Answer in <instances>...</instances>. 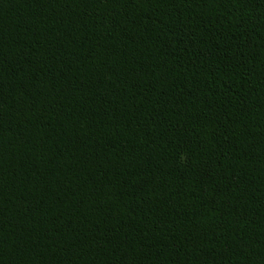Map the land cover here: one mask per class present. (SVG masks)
Here are the masks:
<instances>
[{"label": "trees", "instance_id": "trees-1", "mask_svg": "<svg viewBox=\"0 0 264 264\" xmlns=\"http://www.w3.org/2000/svg\"><path fill=\"white\" fill-rule=\"evenodd\" d=\"M0 264H264V0H0Z\"/></svg>", "mask_w": 264, "mask_h": 264}]
</instances>
